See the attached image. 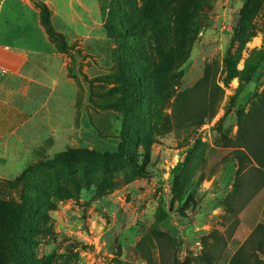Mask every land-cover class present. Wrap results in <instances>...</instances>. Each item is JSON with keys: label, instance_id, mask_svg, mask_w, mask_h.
I'll return each mask as SVG.
<instances>
[{"label": "rangeland", "instance_id": "374dc122", "mask_svg": "<svg viewBox=\"0 0 264 264\" xmlns=\"http://www.w3.org/2000/svg\"><path fill=\"white\" fill-rule=\"evenodd\" d=\"M117 1L98 0L100 27L111 43V54L106 46L104 55L110 63L107 71L113 69L117 46L138 45L133 37L107 32L122 24L115 17L130 14L128 9L116 10ZM120 1L138 9L144 0ZM201 3L189 34L194 42L180 67L181 83H172L169 95L163 83L144 82V101L152 105L143 103L142 111L134 103L128 111L96 108L90 100L102 104L120 96L122 101L133 99L121 87L138 93L139 83L83 76L81 98L88 99L87 111L84 102L77 109L85 115L87 147L35 149L26 161L0 168V264H205L195 260L204 251L202 237L212 230L227 236L233 228L232 237L213 257V264H228L253 228L264 224V178L246 174L243 200L233 207L237 210L244 200L246 205L239 212L225 211L238 165L230 159L232 149L220 140L235 138L237 111H251L264 90V0ZM55 41L61 46L63 39ZM66 45L64 53L72 57L75 48ZM79 56L81 69L91 67V56ZM74 68L72 59L69 74ZM206 69L209 83H196ZM58 85L50 113L37 117L44 126L39 129L47 134L53 128L55 133L67 130L72 118L75 89ZM18 87L26 96H15ZM110 88L108 95H94ZM35 90L40 96L36 102ZM44 96L45 90L31 83L7 81L0 100L10 107L0 103V136L31 116ZM11 97L24 108V118L12 123L6 118L17 106ZM208 103L214 106L205 110H214V115L198 127L189 126L188 112Z\"/></svg>", "mask_w": 264, "mask_h": 264}, {"label": "trees", "instance_id": "16d2710c", "mask_svg": "<svg viewBox=\"0 0 264 264\" xmlns=\"http://www.w3.org/2000/svg\"><path fill=\"white\" fill-rule=\"evenodd\" d=\"M201 2L202 0H199L197 5L195 0H144L140 8L137 9L134 3H129L127 7H124L118 0L116 10L128 9L130 14L115 17L113 21L120 23L121 20L122 24L117 27L113 23V27H109L107 32L120 37H133L138 45L134 47L127 43L125 46L121 44L117 46L118 56L114 58L115 70L104 76L103 79L114 78L121 83H139L138 93L131 87L123 86L121 89L135 95L133 99L122 101L120 96L102 104L90 100V105L96 108L103 106L122 110L127 108L128 111L131 109V104L134 103L137 106L136 110L140 112L143 103L152 105L151 100L144 101V98H147L142 95L144 89L141 83L144 82L163 83L164 93L169 95L173 89L172 83H181L183 73L180 71V67L187 59L191 44L194 42V34H189L192 31V26L196 24L194 18L202 7ZM40 7L41 23L48 37L55 43L58 50L64 53L68 50L66 41L61 34L52 29L49 10L44 5H40ZM136 34H138V38L135 36ZM58 38L63 39V42H60L61 46L55 41ZM135 51L138 53L136 54ZM132 64H142V66L136 68L135 71L131 68ZM123 66L126 70L122 69ZM209 71L206 69L196 83H209ZM120 72L123 74L119 75ZM99 79L101 77L97 78V80ZM212 83L216 82L212 80ZM112 91L113 88H110L94 95L96 97L108 95ZM187 92L184 91L178 98ZM125 95L127 94L125 93ZM212 105L214 106V103H208L201 105L199 109L190 110L188 112L189 126L198 127L207 118L213 116L214 110L209 114L205 110L207 106ZM236 119L235 138L231 139L225 136L220 138L223 147L232 149L230 159L235 160L238 165L232 190L224 201L225 211L232 213L239 212L247 203L244 200L237 210L233 207L235 201L243 200L244 187L247 184L246 174L264 178V90L257 96L256 106L249 112L237 111ZM124 156L130 158L127 154ZM263 187L264 182L261 184V189ZM232 233L233 228L227 231V236L218 230H212L202 237L204 251L198 259H195L196 262L213 264L216 251L220 245H226L227 240L232 237ZM225 237L227 238L225 239ZM228 264H264V224L258 223L253 228L250 235L230 257Z\"/></svg>", "mask_w": 264, "mask_h": 264}, {"label": "crops", "instance_id": "0c3cea01", "mask_svg": "<svg viewBox=\"0 0 264 264\" xmlns=\"http://www.w3.org/2000/svg\"><path fill=\"white\" fill-rule=\"evenodd\" d=\"M37 4L44 5L49 10L52 29L61 34L69 46H74L76 52H71L72 57L59 51L48 37L41 23V10ZM101 19L98 0H0V81L3 80L0 83V94L7 81L14 83L17 80L45 90L39 106L26 119L21 116L23 104L18 105V99L13 101L11 97L17 106L8 111L11 114L6 117L7 120L10 123L14 120L17 122L18 118L23 120L0 136L1 169L26 161V155L35 154V149L49 151L57 145H69L74 149L87 147L89 143L82 132L85 115L80 114L77 109L84 102L87 111L88 99L81 98L80 84L84 83L82 77L99 78L115 70V61L112 59L113 69L107 71L110 63L104 55L106 46L111 54V43L100 27ZM79 53L92 57L89 58L91 67L81 69L82 59ZM72 59L75 61V68L69 74L68 67ZM58 83L75 89L72 118L66 126L67 130L55 133L53 128L52 133L47 134L39 129L44 126H39L40 120L37 121V117L50 113L49 105L57 92ZM83 88L87 92V87ZM20 92L25 95L24 89L18 87L15 96ZM26 92L29 94V90ZM34 97L35 102L40 100L36 90ZM0 103L5 105L4 108L10 107L8 102L0 100Z\"/></svg>", "mask_w": 264, "mask_h": 264}]
</instances>
